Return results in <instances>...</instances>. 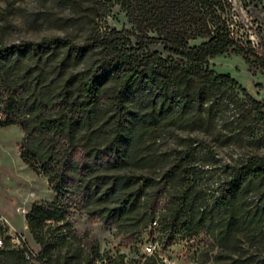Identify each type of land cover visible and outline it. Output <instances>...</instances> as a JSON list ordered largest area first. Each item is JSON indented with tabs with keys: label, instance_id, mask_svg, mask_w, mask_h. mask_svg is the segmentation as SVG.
<instances>
[{
	"label": "trees",
	"instance_id": "16d2710c",
	"mask_svg": "<svg viewBox=\"0 0 264 264\" xmlns=\"http://www.w3.org/2000/svg\"><path fill=\"white\" fill-rule=\"evenodd\" d=\"M117 3L155 34L103 28L89 7L72 19L87 30L82 40L52 36L8 45L0 35V126L21 127L22 161L46 176L57 196L26 216L40 247L34 259H26L28 242L13 244L0 221V264H119L97 240L84 243L70 218L73 207L126 237L157 224L170 239L206 234L221 248L217 264H253L241 237L264 243V156L231 164L211 198L197 182L203 168L196 146L162 151L148 141L158 130L209 125L225 103L223 86L237 83L217 73L211 58L232 49L264 68V49L236 36L229 0ZM142 259L162 264L157 255Z\"/></svg>",
	"mask_w": 264,
	"mask_h": 264
},
{
	"label": "rangeland",
	"instance_id": "374dc122",
	"mask_svg": "<svg viewBox=\"0 0 264 264\" xmlns=\"http://www.w3.org/2000/svg\"><path fill=\"white\" fill-rule=\"evenodd\" d=\"M229 1L236 36L244 42L251 40L258 50L264 49V0ZM89 7H93L91 14L103 28L155 34L148 25L135 23L134 16L117 0H0V35L8 45L52 36L69 35L82 40L87 30L80 24L74 25L72 19L89 13ZM130 38L136 43L133 35ZM148 49L164 57L170 55L161 45ZM210 64L217 73H230L237 83L223 86L225 103L215 111L209 125L194 131L173 127L158 130L148 145L162 151L196 146L202 155L198 166L203 168L197 182L207 188L212 198V194H219L231 164L240 158L264 156V68L254 57H245L232 49L211 58ZM244 88L256 102L243 93ZM22 138L20 126H0V220L6 235H22L37 255L40 247L29 231L26 216L35 204H48L56 201L57 196L48 178L22 161ZM147 191L150 194L152 189ZM70 218L78 234L85 237L86 245L97 240L101 250L119 264H139L143 256H149L150 244L162 264H217L215 254L221 251L206 234L185 237L179 233L170 239L169 232L153 224L152 231L126 237L99 217H90L84 209L73 207ZM241 238L253 264L264 258V243L252 242L246 235ZM32 263L39 264L36 260Z\"/></svg>",
	"mask_w": 264,
	"mask_h": 264
},
{
	"label": "built area",
	"instance_id": "2783aa9c",
	"mask_svg": "<svg viewBox=\"0 0 264 264\" xmlns=\"http://www.w3.org/2000/svg\"><path fill=\"white\" fill-rule=\"evenodd\" d=\"M0 221H2V220H0ZM11 238H12V242H15V244L18 245V247L24 248V242L26 240L22 235H18V234L14 235V236L12 235ZM2 244H3V241H0V247L2 246ZM154 251H155V247L153 246V244H150L147 247V253L149 255H155ZM25 256H26V259H29V260L36 258L35 252L30 248H27L25 250Z\"/></svg>",
	"mask_w": 264,
	"mask_h": 264
},
{
	"label": "bare ground",
	"instance_id": "6f19581e",
	"mask_svg": "<svg viewBox=\"0 0 264 264\" xmlns=\"http://www.w3.org/2000/svg\"><path fill=\"white\" fill-rule=\"evenodd\" d=\"M0 241H2V240H0ZM15 243V242H14ZM16 245V244H15ZM16 246H18V245H16Z\"/></svg>",
	"mask_w": 264,
	"mask_h": 264
}]
</instances>
